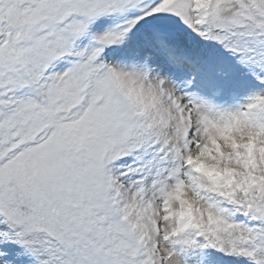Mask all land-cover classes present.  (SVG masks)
Instances as JSON below:
<instances>
[{
  "label": "snow or ice",
  "instance_id": "1",
  "mask_svg": "<svg viewBox=\"0 0 264 264\" xmlns=\"http://www.w3.org/2000/svg\"><path fill=\"white\" fill-rule=\"evenodd\" d=\"M0 264H264V0H0Z\"/></svg>",
  "mask_w": 264,
  "mask_h": 264
}]
</instances>
